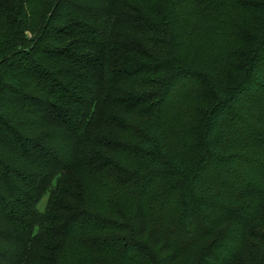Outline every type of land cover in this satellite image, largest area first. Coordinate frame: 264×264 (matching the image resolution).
I'll return each mask as SVG.
<instances>
[{
  "label": "trees",
  "instance_id": "1",
  "mask_svg": "<svg viewBox=\"0 0 264 264\" xmlns=\"http://www.w3.org/2000/svg\"><path fill=\"white\" fill-rule=\"evenodd\" d=\"M263 230L264 0H0V264Z\"/></svg>",
  "mask_w": 264,
  "mask_h": 264
},
{
  "label": "rangeland",
  "instance_id": "2",
  "mask_svg": "<svg viewBox=\"0 0 264 264\" xmlns=\"http://www.w3.org/2000/svg\"><path fill=\"white\" fill-rule=\"evenodd\" d=\"M120 1H142V0H120ZM153 1V0H152ZM123 33V31H121ZM88 177V176H86ZM86 177L84 180H86ZM48 196H46L39 205L40 211H45L47 208ZM262 234V233H261ZM119 235V234H117ZM80 239H84L82 242H78L72 244V247H68L65 254L62 257L58 255L56 257H52L47 253H43V257L41 259H33L31 260V264H157L158 258L156 255L149 250H145L143 253H136L134 257L127 258L126 260H121L117 253L110 254L111 252H96L88 249L87 244L85 243V238L87 235H78ZM85 236V238H84ZM103 236L102 238H104ZM118 238L119 250L122 251L124 248V241ZM125 237V235H122ZM127 237V236H126ZM44 242V240H43ZM48 242V241H47ZM251 244H249L248 249L241 257V260L235 262L234 264H264V230L263 234L259 239L251 238ZM90 243V242H89ZM40 252H43L40 249ZM199 257V254L195 255L194 253L186 254L182 261L177 264H191L193 261Z\"/></svg>",
  "mask_w": 264,
  "mask_h": 264
}]
</instances>
